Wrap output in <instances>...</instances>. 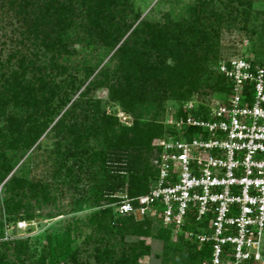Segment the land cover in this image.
<instances>
[{
	"label": "trees",
	"instance_id": "obj_1",
	"mask_svg": "<svg viewBox=\"0 0 264 264\" xmlns=\"http://www.w3.org/2000/svg\"><path fill=\"white\" fill-rule=\"evenodd\" d=\"M1 1L0 7L25 15L27 8L33 10L26 30L49 55L48 65H37L21 56L13 68V55L0 61L3 211L17 221L31 224L34 210L54 204L51 194L58 188L53 183L28 181L18 169L24 156L51 128L58 138L50 153L55 168L52 179L60 181L63 177L62 186L69 179L81 201L94 207L86 216V226L99 234L94 264H138L148 247L124 239L127 235L149 236L153 225L147 216L142 220L132 215L114 216L112 205L120 201L117 195L123 194L124 178L127 176L125 194L129 198L147 193L152 185L156 176L152 165L157 149L154 140L162 134L158 121L166 100L185 101L199 91L216 93L220 98L227 93L225 78L211 70L218 58L219 31L222 26L234 25L237 17L249 21L262 16L259 35L264 44V0H227L220 7L212 0H195L180 15L165 13L162 23L140 19L131 0ZM75 43L89 49L98 45L105 56L115 50L112 71H99L104 83L98 82L99 77L87 81L101 60L94 66L83 64L81 78L66 75L67 66L58 60L67 62L75 52ZM253 61L264 64V58ZM86 81L83 91L72 100ZM97 86L107 89L108 99L132 119L131 126H120L115 117L101 109L99 101L83 102ZM185 115V110L179 111L176 119ZM82 180H87L88 187L79 190ZM154 219L158 228L153 236L163 243V264H201L210 256L207 246L198 248L182 234H176L178 242L173 243L172 230ZM107 236L119 237L118 243L111 244ZM11 243L0 245L6 249ZM14 243V247H25L22 241ZM114 246L120 251L115 252ZM63 251L60 243L52 245L48 239L40 264H62ZM184 256L187 259L182 262ZM70 257L76 264H86L77 263L75 253ZM6 261L1 252L0 264H8Z\"/></svg>",
	"mask_w": 264,
	"mask_h": 264
},
{
	"label": "built area",
	"instance_id": "obj_2",
	"mask_svg": "<svg viewBox=\"0 0 264 264\" xmlns=\"http://www.w3.org/2000/svg\"><path fill=\"white\" fill-rule=\"evenodd\" d=\"M216 70L228 91L206 113L192 105L156 141L147 193L114 212L150 216L210 256L201 264H257L264 242V64L238 56Z\"/></svg>",
	"mask_w": 264,
	"mask_h": 264
},
{
	"label": "rangeland",
	"instance_id": "obj_3",
	"mask_svg": "<svg viewBox=\"0 0 264 264\" xmlns=\"http://www.w3.org/2000/svg\"><path fill=\"white\" fill-rule=\"evenodd\" d=\"M194 1L195 0H131V3L134 12L141 15L140 19L143 18L150 22L162 23L165 13L172 11L174 16L180 15L184 9ZM212 1L216 6L221 5L220 3L227 2V0ZM1 5L2 1L0 0V6ZM26 10L28 13L27 15L16 12L15 9L8 10L4 5L0 7V61H6L13 55L14 57L10 62V66L13 68L18 66V59H20L21 56L32 59L37 65H48L49 63V55L43 51L38 41L34 40L32 35L26 30L28 27L27 24L29 25L28 20H30V17H33V14H30L33 10L31 8H27ZM261 19L262 16L256 20L249 19V21H245L242 17H237L234 25L230 27H221L218 37V58L211 64V70L213 72L216 70V65L220 61L231 57L242 56L250 59L258 58L260 60L264 58V44L260 41L259 35L261 32ZM72 39L75 40L74 37H72ZM73 47L75 52L70 58L67 59L66 56H62L64 59H67V62L58 60V63L67 66L66 75L75 74L81 78L83 75V64L94 66L101 60L92 76L87 80L89 82L99 77V71L106 68L112 71L115 67L116 61L112 59L115 50H111V52L105 56L98 45L89 49L84 44L75 43ZM99 78L98 82L102 81L104 83V79L102 77ZM87 81L85 85L72 96V100L83 91L88 83ZM219 99L221 98L216 93L199 91L185 101L166 100L164 104V114L158 121V124L161 126L160 129L162 134L159 138L154 140V145L157 140L172 133L173 122L176 120L177 113L185 110L187 104L192 105L200 113H206L209 108L217 104ZM94 100L99 101L101 109L105 110L107 114L115 117L120 126L129 127L132 125V119L124 114L116 103H112L108 99L107 89L105 87L97 86L92 88L83 102ZM76 114L77 119H79L78 110ZM1 124L0 122V126ZM57 139V136L51 131V128H48L34 147L24 156L18 167V169L21 170V175L28 181H47L53 183V185L58 188V191H54L51 194L55 197L54 204L41 205L40 208L34 210V219L31 224L17 221L12 216L5 214L2 209L4 193L2 184H0V243L13 242L9 244L6 249H3L0 245V253H4L8 264H40L42 248L47 244L48 239L51 240L52 245L57 243L61 244L64 250L61 259L62 264H76V262L70 259L72 253L76 254L77 263L85 262L86 264H94V255L97 253L96 249L99 248V238L97 237L99 234H96L90 227L86 226V216L94 210V207H89L88 203L81 201L79 191L77 192L72 189V184L69 179L63 182V186L60 184L61 181H63V177L60 181L52 179V172L55 168L52 164L53 156H51L50 153ZM62 174H64V171ZM80 176H82V174ZM82 177L85 178L84 175ZM124 181L123 194L120 193L117 197L124 195L127 191V176H125ZM87 184V180H82L78 185L79 190H82V188L87 189ZM69 185H71L70 188ZM77 201L81 202L77 203ZM101 205L104 207L106 202L103 201ZM115 205L114 203L112 206L115 207ZM114 216L116 218L119 217V215L115 213ZM147 218L152 221L153 234L149 236L127 235L124 240L130 243L142 242L144 247H148V252L138 258V264H163V243L160 239L156 238V236H153L156 234L158 225L153 217L147 216ZM142 219L143 218H135V220ZM107 238H109L111 244H116L119 240L117 236H107ZM177 238L178 236L173 233L171 237L172 242H178ZM15 241L24 242L25 247H14ZM113 250L115 252L120 251L118 246H114ZM181 259L183 262L187 258L184 256L181 257ZM257 264H264V242L262 259Z\"/></svg>",
	"mask_w": 264,
	"mask_h": 264
}]
</instances>
